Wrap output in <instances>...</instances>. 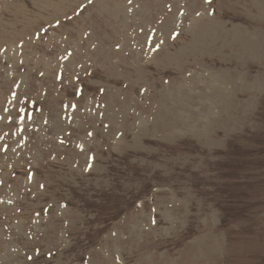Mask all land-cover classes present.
I'll use <instances>...</instances> for the list:
<instances>
[{
	"label": "rangeland",
	"instance_id": "374dc122",
	"mask_svg": "<svg viewBox=\"0 0 264 264\" xmlns=\"http://www.w3.org/2000/svg\"><path fill=\"white\" fill-rule=\"evenodd\" d=\"M0 264H264V0H0Z\"/></svg>",
	"mask_w": 264,
	"mask_h": 264
}]
</instances>
